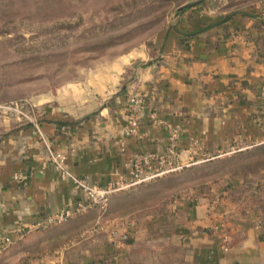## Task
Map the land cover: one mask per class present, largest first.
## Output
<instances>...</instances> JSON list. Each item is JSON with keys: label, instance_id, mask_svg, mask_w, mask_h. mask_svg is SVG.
Listing matches in <instances>:
<instances>
[{"label": "crops", "instance_id": "0c3cea01", "mask_svg": "<svg viewBox=\"0 0 264 264\" xmlns=\"http://www.w3.org/2000/svg\"><path fill=\"white\" fill-rule=\"evenodd\" d=\"M214 17L191 8L139 65L121 59L43 94L39 120L0 117V234L15 240L0 264H264V8ZM133 94L147 106L128 136ZM153 115L181 128L180 162L190 163L183 170L205 157L239 167L154 216L113 213L130 188L104 210L38 227L87 199L53 168L49 149L91 184L128 181L134 158L167 151L168 128Z\"/></svg>", "mask_w": 264, "mask_h": 264}, {"label": "rangeland", "instance_id": "374dc122", "mask_svg": "<svg viewBox=\"0 0 264 264\" xmlns=\"http://www.w3.org/2000/svg\"><path fill=\"white\" fill-rule=\"evenodd\" d=\"M198 5L215 22L264 8V0H0V117L18 125L39 120L43 94L121 59L139 65L164 31ZM218 164L209 160L132 187L113 213L154 216L189 189L214 188L231 176L232 162Z\"/></svg>", "mask_w": 264, "mask_h": 264}, {"label": "built area", "instance_id": "2783aa9c", "mask_svg": "<svg viewBox=\"0 0 264 264\" xmlns=\"http://www.w3.org/2000/svg\"><path fill=\"white\" fill-rule=\"evenodd\" d=\"M146 100L142 95L133 94L129 98V112L128 124L126 134L128 136L136 135L145 118ZM261 122L264 124V97L261 110ZM152 123L155 125H164L169 131V143L167 151L162 156H156L153 153H145L134 158L132 162V170L130 180L114 183L111 182L106 186L98 184H91L84 178H79L71 174L66 167V157L49 149L50 164L55 168L63 180H69L74 187L81 190L85 196L86 201H82L75 206V208H65L58 215L48 220L45 224H39L38 227H47L57 222L65 221L69 218L77 216L88 211L93 207H99L104 210L108 206V202L112 196L130 189L132 187L153 181L176 172L182 171L188 167L190 163L183 164L180 162L178 144L182 138V130L178 127H172L168 122L159 120L154 115L152 116ZM213 157H205L210 160ZM188 199H193V195H189ZM15 243V240L8 235L0 234V255L8 251Z\"/></svg>", "mask_w": 264, "mask_h": 264}, {"label": "trees", "instance_id": "16d2710c", "mask_svg": "<svg viewBox=\"0 0 264 264\" xmlns=\"http://www.w3.org/2000/svg\"><path fill=\"white\" fill-rule=\"evenodd\" d=\"M200 5H202V4H200ZM198 6H199V5H198ZM198 6H197V7H198ZM229 17H230V16H228V17H226V18H229ZM224 19H225V18H224ZM224 19H222V20H216V21L214 22V24L219 23V22H222ZM211 26H213V24L210 25V26H208V27L206 26V27L209 28V27H211ZM206 27L203 28L202 31L205 30ZM200 31H201V30H200ZM241 163H243V162H241ZM241 163H240V165H241ZM244 164H245V163H244ZM245 166H246V165H243V166H241L240 168H243V167H245ZM234 167H239V166L232 165V168H234ZM140 185H142V184H140ZM206 186H207V185H206ZM206 186H205V187H206ZM188 191H189V192H192V191H202V192H203V191H206V189L201 187V188H193V189H189Z\"/></svg>", "mask_w": 264, "mask_h": 264}, {"label": "water", "instance_id": "95a60500", "mask_svg": "<svg viewBox=\"0 0 264 264\" xmlns=\"http://www.w3.org/2000/svg\"><path fill=\"white\" fill-rule=\"evenodd\" d=\"M184 8H185V7H182V8H181V11H183V10H184Z\"/></svg>", "mask_w": 264, "mask_h": 264}]
</instances>
